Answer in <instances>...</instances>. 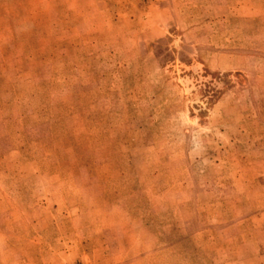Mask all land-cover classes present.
<instances>
[{
  "label": "rangeland",
  "instance_id": "obj_1",
  "mask_svg": "<svg viewBox=\"0 0 264 264\" xmlns=\"http://www.w3.org/2000/svg\"><path fill=\"white\" fill-rule=\"evenodd\" d=\"M0 264H264V0H0Z\"/></svg>",
  "mask_w": 264,
  "mask_h": 264
}]
</instances>
